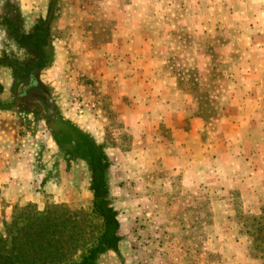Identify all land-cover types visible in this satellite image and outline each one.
<instances>
[{
  "label": "rangeland",
  "instance_id": "obj_1",
  "mask_svg": "<svg viewBox=\"0 0 264 264\" xmlns=\"http://www.w3.org/2000/svg\"><path fill=\"white\" fill-rule=\"evenodd\" d=\"M50 1L0 0V60L29 58L13 40L5 19L28 31L39 16H47ZM123 1L138 6L146 2ZM113 2L55 0L50 20L52 58L39 72L37 94L15 101L8 92L11 68L4 60L0 65V168L8 172L6 178L14 179L10 188H0V230L14 212L33 203L40 209L64 205L76 213L85 237L97 233L87 166L68 158L52 137V123L63 118L103 143L111 161L109 198L117 211L121 239L118 253L105 252L98 264H264V125L249 127L245 133L237 129L238 135L232 136L245 139H230L233 145L242 144L230 156L217 159L216 181L196 188L191 178L182 187L179 177L171 181L165 158L145 156L146 146L129 133L131 128L124 124L111 95L101 89L95 53L114 36L116 14L108 11ZM123 13L122 19L131 15ZM172 13H153L150 23L144 12L138 13L139 33L148 28L154 39L163 41L162 49L164 41L172 49L177 38L190 45L194 33L189 25L198 21L197 14L173 20ZM183 58L174 55L169 67L197 99L200 116L206 120L220 110L209 107L214 95L198 80L191 60ZM220 93L216 89L214 94Z\"/></svg>",
  "mask_w": 264,
  "mask_h": 264
},
{
  "label": "crops",
  "instance_id": "obj_2",
  "mask_svg": "<svg viewBox=\"0 0 264 264\" xmlns=\"http://www.w3.org/2000/svg\"><path fill=\"white\" fill-rule=\"evenodd\" d=\"M111 1L108 11L116 14L114 36L95 53L102 91L111 95L124 124L131 128L129 133L146 146L145 156L165 158L171 181L179 177L182 187L191 178L194 188L216 181L217 159L230 156V151L242 144L233 145L230 139H245L232 136L237 129L245 133L249 127L264 125V0H196L191 5L185 0H146L139 6L131 1ZM123 12L131 14L128 19L119 16ZM141 12L147 23L154 21L153 13L173 12V20L183 19L186 13L197 14L198 21L189 25L194 33L191 44L177 38L172 49L166 41L162 49L163 41L154 39L148 28L145 34L139 33L137 14ZM209 45L212 50L208 51ZM174 55L191 60L198 80L214 95L208 100L209 107L219 113L201 118L197 99L169 67ZM14 76L11 68L8 92L18 102L24 83L14 90ZM0 85L3 88L2 81ZM216 89L221 92L218 97ZM217 125L224 131H217ZM7 175L0 168L2 189L10 188L14 180Z\"/></svg>",
  "mask_w": 264,
  "mask_h": 264
},
{
  "label": "trees",
  "instance_id": "obj_3",
  "mask_svg": "<svg viewBox=\"0 0 264 264\" xmlns=\"http://www.w3.org/2000/svg\"><path fill=\"white\" fill-rule=\"evenodd\" d=\"M54 3L55 0L50 1L47 16L37 19L28 31L21 30L12 19H5L13 40L29 57L21 62L14 58L0 60L14 70V90L19 83L26 84L30 77L39 87V72L51 61L50 20ZM51 132L59 150L87 166L92 196L90 211L99 221L97 233L85 237L76 223V213L64 205H46L40 209L36 204L26 203L0 230V264H98L105 252L118 253L119 221L109 198L111 161L104 144L63 118L52 123ZM256 243V246L260 244Z\"/></svg>",
  "mask_w": 264,
  "mask_h": 264
},
{
  "label": "flooded vegetation",
  "instance_id": "obj_4",
  "mask_svg": "<svg viewBox=\"0 0 264 264\" xmlns=\"http://www.w3.org/2000/svg\"><path fill=\"white\" fill-rule=\"evenodd\" d=\"M37 93H38V87L34 82V80L33 79L30 81L28 80L26 84H24V86L22 87V91L20 95H17V98L20 100L26 98L27 96H31Z\"/></svg>",
  "mask_w": 264,
  "mask_h": 264
}]
</instances>
